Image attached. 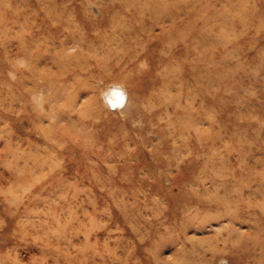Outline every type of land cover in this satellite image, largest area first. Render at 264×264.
<instances>
[{
  "label": "rangeland",
  "instance_id": "obj_1",
  "mask_svg": "<svg viewBox=\"0 0 264 264\" xmlns=\"http://www.w3.org/2000/svg\"><path fill=\"white\" fill-rule=\"evenodd\" d=\"M0 264H264V0H0Z\"/></svg>",
  "mask_w": 264,
  "mask_h": 264
},
{
  "label": "bare ground",
  "instance_id": "obj_2",
  "mask_svg": "<svg viewBox=\"0 0 264 264\" xmlns=\"http://www.w3.org/2000/svg\"><path fill=\"white\" fill-rule=\"evenodd\" d=\"M113 89L114 90L111 91V93H110V98L114 99L113 104H117V105H120V103L122 104L124 102V100H125V96H124L125 94H124L123 89L120 88V90H116L117 88H115V87ZM111 90H112V88H111Z\"/></svg>",
  "mask_w": 264,
  "mask_h": 264
}]
</instances>
